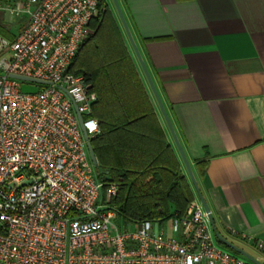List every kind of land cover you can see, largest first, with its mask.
<instances>
[{
    "label": "built area",
    "instance_id": "built-area-1",
    "mask_svg": "<svg viewBox=\"0 0 264 264\" xmlns=\"http://www.w3.org/2000/svg\"><path fill=\"white\" fill-rule=\"evenodd\" d=\"M101 1L0 0V264H250L216 244L198 200L165 222L118 217L77 119L98 133L96 94L67 73Z\"/></svg>",
    "mask_w": 264,
    "mask_h": 264
},
{
    "label": "crops",
    "instance_id": "crops-1",
    "mask_svg": "<svg viewBox=\"0 0 264 264\" xmlns=\"http://www.w3.org/2000/svg\"><path fill=\"white\" fill-rule=\"evenodd\" d=\"M103 1L186 176L115 7ZM117 2L217 232L261 261L253 243L264 242V0Z\"/></svg>",
    "mask_w": 264,
    "mask_h": 264
},
{
    "label": "trees",
    "instance_id": "trees-1",
    "mask_svg": "<svg viewBox=\"0 0 264 264\" xmlns=\"http://www.w3.org/2000/svg\"><path fill=\"white\" fill-rule=\"evenodd\" d=\"M89 27L92 33L80 45L67 73L83 77L97 97L90 117L97 121L99 131L89 142L98 179L105 190L116 186L111 204L124 223L181 218L195 200L190 181L104 1Z\"/></svg>",
    "mask_w": 264,
    "mask_h": 264
},
{
    "label": "water",
    "instance_id": "water-1",
    "mask_svg": "<svg viewBox=\"0 0 264 264\" xmlns=\"http://www.w3.org/2000/svg\"><path fill=\"white\" fill-rule=\"evenodd\" d=\"M111 1H112L113 5H114V7L116 9V12H117V15L119 17V20H120V22H121V24L123 26V29H124L125 34L127 36V39H128V41H129V43H130V45H131V47H132V49L134 51V54H135V56H136V58L138 60V63L140 65L141 69H142V72H143V74H144V76H145V78H146V80L148 82V85H149V88L151 90V93L153 94V96L155 98V101H156V103L158 105V108H159V110L161 112V115L163 116V118L165 120V123H166V125H167V127L169 129V132L171 134V137L173 139L175 147L177 148V151H178V153H179V155H180V157H181V159H182V161L184 163V166H185V169L187 171L188 177H189V179H190V181H191V183H192V185H193V187H194V189L196 191L198 201L200 202V204L202 205V207H203V209H204V211L206 213V216L208 218L209 225L211 227V231H212V234H213L215 240L217 241V243L221 244L223 247H225L226 249L232 251L233 253L239 255L240 257H242L243 259H245L249 263H251V264H263L259 260H257L255 257H253L251 254H249L245 250L239 248L238 246L234 245L233 243H231L229 240H227L226 238H224L223 236H221L217 232V230H216V228L214 226V223H213V218L211 216L209 207H208L206 201L204 200L201 192L199 191L197 182H196V180H195V178L193 176V173L191 171L189 163L187 162V160L185 158V155L183 153L181 145L179 144V141H178V139L176 137V134H175V132L173 130V127H172V125L170 123L168 115H167V113H166V111L164 109L162 101H161V99H160V97H159V95H158V93H157V91H156V89H155V87L153 85V82H152V80H151V78L149 76V73H148V71H147V69L145 67V64H144L143 60L141 59V56H140V54H139V52L137 50V47H136V45H135V43H134V41L132 39L131 33H130V31L128 29V26H127V24L125 22V19H124L123 15H122V12L120 10L118 2H117V0H111ZM11 77L14 78V79H17V80L30 81V82H34V83H37V84H44L45 83V82L40 81V80H31V79H26V78L19 77V76H13L12 75ZM20 90H21V92H23L25 94H35V93H37L38 89H37V87L27 86V85H23L22 84L20 86ZM74 108L76 110V105L74 106ZM77 119H78V122H79L80 129L82 131L84 140L86 141V147H87V150H88V154H89L91 163L94 166H96L97 165L96 158H95L93 149H92V147L90 145L89 137H88V135L86 133V130L84 128L83 119H82V117H81V115L79 113H77Z\"/></svg>",
    "mask_w": 264,
    "mask_h": 264
},
{
    "label": "rangeland",
    "instance_id": "rangeland-1",
    "mask_svg": "<svg viewBox=\"0 0 264 264\" xmlns=\"http://www.w3.org/2000/svg\"><path fill=\"white\" fill-rule=\"evenodd\" d=\"M113 6H114V5H113ZM115 10H116V9H115ZM4 20H5L6 22L11 23V25L13 26V29L16 30V28H17V26H18V19H14L13 17H10V15H9L8 13H6L5 16H4ZM0 33H1V34L4 33L3 30L1 29V27H0ZM91 33H92V31H91ZM153 102H154V104H155V108H156L157 106H156V103H155L154 99H153ZM185 173H186V172H185ZM186 177H187V179L189 180V177H188L187 173H186ZM189 181H190V180H189ZM164 228H166L165 225H164ZM253 254H254V253H253ZM254 255H255L257 258L260 259V256H259V255H257L256 253H255Z\"/></svg>",
    "mask_w": 264,
    "mask_h": 264
}]
</instances>
